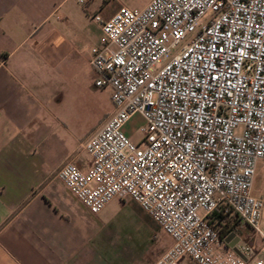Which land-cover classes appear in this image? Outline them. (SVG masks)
Wrapping results in <instances>:
<instances>
[{"label": "built area", "instance_id": "obj_1", "mask_svg": "<svg viewBox=\"0 0 264 264\" xmlns=\"http://www.w3.org/2000/svg\"><path fill=\"white\" fill-rule=\"evenodd\" d=\"M92 19L94 85L109 87L113 110L79 141L91 167L69 161L55 176L93 214L114 198L139 204L172 240L155 264H264V193H252L264 160V0H150ZM137 112L143 147L122 130ZM217 216L250 229L235 244L246 260Z\"/></svg>", "mask_w": 264, "mask_h": 264}, {"label": "crops", "instance_id": "obj_2", "mask_svg": "<svg viewBox=\"0 0 264 264\" xmlns=\"http://www.w3.org/2000/svg\"><path fill=\"white\" fill-rule=\"evenodd\" d=\"M149 1L0 0V264H155L171 245L133 200L116 198L108 211L114 198L93 214L55 176L69 161L81 171L92 165L79 147L88 136L73 122L86 75L96 78L92 16Z\"/></svg>", "mask_w": 264, "mask_h": 264}, {"label": "rangeland", "instance_id": "obj_3", "mask_svg": "<svg viewBox=\"0 0 264 264\" xmlns=\"http://www.w3.org/2000/svg\"><path fill=\"white\" fill-rule=\"evenodd\" d=\"M129 8H138L136 6H130ZM211 15V12L205 14L202 18V21L207 20V18ZM192 36V33L188 34L185 39L181 40L174 49L170 51V53L164 57L160 63L156 64L154 67V71L161 68L167 61H169L173 55H175L179 49L186 44ZM94 74L92 71H89L84 80V84L80 87V92L82 94V99H85V104L81 103L78 108L77 113L73 114V122L76 124L79 131L82 132V136H89L93 134L98 127L102 124V122L106 119V117L113 110V104L110 99V89L109 87H97L94 85ZM79 88L75 86L73 83V107L72 112L76 110L75 105V96L78 94ZM145 125V120L140 113H134L126 124L123 126L122 130L125 135L131 140V142L135 143L139 147L144 146V141L142 140L143 133L140 130L142 126ZM83 140V139H82ZM252 193L256 196H260L264 193V160H259L257 162L255 176L253 180V189ZM116 199V198H115ZM118 200H114L108 205V211H112L113 208L117 207ZM121 204H125L126 202L120 201ZM129 203V201L127 202ZM201 214V211H199ZM236 218V217H235ZM142 222H145L146 227L151 230H158L157 233L161 234L162 231L157 228V226L148 218L142 216ZM238 222V221H237ZM238 232L242 236L243 234H249L250 229L247 226H237ZM241 237V239H243Z\"/></svg>", "mask_w": 264, "mask_h": 264}, {"label": "trees", "instance_id": "obj_4", "mask_svg": "<svg viewBox=\"0 0 264 264\" xmlns=\"http://www.w3.org/2000/svg\"><path fill=\"white\" fill-rule=\"evenodd\" d=\"M216 225H221L220 233L221 235H227L230 232H235L238 234L237 230V219L231 218L227 219L224 224H222L223 220L220 216H217L214 220Z\"/></svg>", "mask_w": 264, "mask_h": 264}, {"label": "water", "instance_id": "obj_5", "mask_svg": "<svg viewBox=\"0 0 264 264\" xmlns=\"http://www.w3.org/2000/svg\"><path fill=\"white\" fill-rule=\"evenodd\" d=\"M224 241L227 243V245L229 247H231L235 252H237L244 260H246V258L241 255L237 248L235 247V244L239 241V236L236 235L235 232H230L229 234H227L225 237H224Z\"/></svg>", "mask_w": 264, "mask_h": 264}]
</instances>
